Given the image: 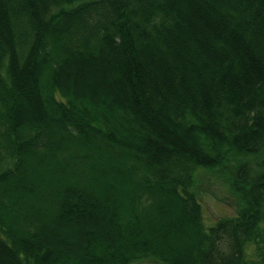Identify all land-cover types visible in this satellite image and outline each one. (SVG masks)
Returning <instances> with one entry per match:
<instances>
[{
	"label": "trees",
	"instance_id": "16d2710c",
	"mask_svg": "<svg viewBox=\"0 0 264 264\" xmlns=\"http://www.w3.org/2000/svg\"><path fill=\"white\" fill-rule=\"evenodd\" d=\"M231 152L264 154V0H0V264H264V174L235 222L193 190Z\"/></svg>",
	"mask_w": 264,
	"mask_h": 264
},
{
	"label": "rangeland",
	"instance_id": "374dc122",
	"mask_svg": "<svg viewBox=\"0 0 264 264\" xmlns=\"http://www.w3.org/2000/svg\"><path fill=\"white\" fill-rule=\"evenodd\" d=\"M260 153L261 152L248 157L246 156L243 161L239 163V157L233 155L231 152L233 157L230 156L229 160H226V164L218 166L215 170L202 169L194 173V181L192 183L193 190L197 193V197L202 204L204 218L208 226H215L221 221L230 219L234 222L236 221L241 206L237 183L242 182V184H245L247 187L248 182H255L259 175L264 174V154ZM61 158L64 159L65 157L61 156ZM66 163L68 162H65V164ZM243 164H246L247 172L240 173L242 178H239L237 169ZM60 169L61 168L58 166L57 170ZM51 171H55L54 164L49 165V170L46 172L45 179L51 176ZM149 195L151 194L141 190L138 196L145 198ZM262 216H264V208L262 209ZM261 223L262 225L260 227L264 229V219ZM250 254L251 257L255 259L258 258V253L254 247L250 248ZM129 264L163 263L158 261L157 258L150 256L133 260Z\"/></svg>",
	"mask_w": 264,
	"mask_h": 264
}]
</instances>
